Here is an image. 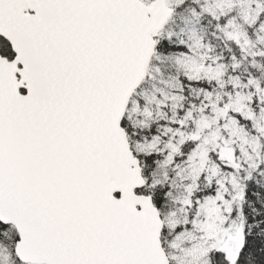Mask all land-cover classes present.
I'll use <instances>...</instances> for the list:
<instances>
[{
    "label": "snow or ice",
    "instance_id": "snow-or-ice-1",
    "mask_svg": "<svg viewBox=\"0 0 264 264\" xmlns=\"http://www.w3.org/2000/svg\"><path fill=\"white\" fill-rule=\"evenodd\" d=\"M0 264H264V0H0Z\"/></svg>",
    "mask_w": 264,
    "mask_h": 264
}]
</instances>
